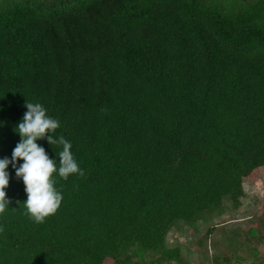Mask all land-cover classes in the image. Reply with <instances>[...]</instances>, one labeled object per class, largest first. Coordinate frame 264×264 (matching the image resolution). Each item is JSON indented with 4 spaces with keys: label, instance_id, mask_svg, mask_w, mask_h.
Listing matches in <instances>:
<instances>
[{
    "label": "trees",
    "instance_id": "obj_1",
    "mask_svg": "<svg viewBox=\"0 0 264 264\" xmlns=\"http://www.w3.org/2000/svg\"><path fill=\"white\" fill-rule=\"evenodd\" d=\"M25 101L84 174L36 222L9 165L0 264H183L168 230L264 174V0H0V157Z\"/></svg>",
    "mask_w": 264,
    "mask_h": 264
},
{
    "label": "rangeland",
    "instance_id": "obj_2",
    "mask_svg": "<svg viewBox=\"0 0 264 264\" xmlns=\"http://www.w3.org/2000/svg\"><path fill=\"white\" fill-rule=\"evenodd\" d=\"M240 203L225 199L219 210L205 212L194 223L178 221L165 237L168 248L179 250L183 264H264V174L243 181ZM144 259L153 257L144 251ZM103 264H115L107 259Z\"/></svg>",
    "mask_w": 264,
    "mask_h": 264
},
{
    "label": "clouds",
    "instance_id": "obj_3",
    "mask_svg": "<svg viewBox=\"0 0 264 264\" xmlns=\"http://www.w3.org/2000/svg\"><path fill=\"white\" fill-rule=\"evenodd\" d=\"M26 111L15 126L20 139L11 156L0 157V214L10 206L6 188L9 184V165L15 176L22 180L26 192L24 207L36 222L54 214L61 205L63 193L56 187L55 175L68 179L70 174H84V169L72 152V141L56 134L60 120L49 114L41 102L25 101ZM46 139L50 145H61L58 155L51 156L38 143ZM58 157V159H57Z\"/></svg>",
    "mask_w": 264,
    "mask_h": 264
}]
</instances>
